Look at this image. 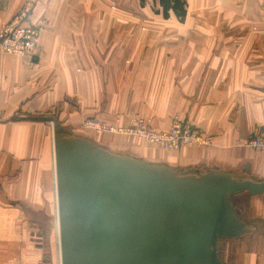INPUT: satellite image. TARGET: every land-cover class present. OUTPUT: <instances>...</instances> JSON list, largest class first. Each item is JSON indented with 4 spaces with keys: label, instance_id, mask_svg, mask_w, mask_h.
Instances as JSON below:
<instances>
[{
    "label": "crops",
    "instance_id": "0c3cea01",
    "mask_svg": "<svg viewBox=\"0 0 264 264\" xmlns=\"http://www.w3.org/2000/svg\"><path fill=\"white\" fill-rule=\"evenodd\" d=\"M27 1L41 31L36 58L0 49V264H44L40 224L28 216L41 212L50 184L55 201L54 122L177 173L264 182V152L247 147L264 135V0H186L184 21L156 13L159 0H0V28ZM133 116L162 132L179 120L212 145L165 150L83 126L127 127ZM236 198L252 229L236 240L246 249L236 263L264 264V194Z\"/></svg>",
    "mask_w": 264,
    "mask_h": 264
},
{
    "label": "water",
    "instance_id": "95a60500",
    "mask_svg": "<svg viewBox=\"0 0 264 264\" xmlns=\"http://www.w3.org/2000/svg\"><path fill=\"white\" fill-rule=\"evenodd\" d=\"M53 149L61 264H227L219 241L252 232L231 198L264 194V182L218 170L177 173L55 122Z\"/></svg>",
    "mask_w": 264,
    "mask_h": 264
},
{
    "label": "built area",
    "instance_id": "2783aa9c",
    "mask_svg": "<svg viewBox=\"0 0 264 264\" xmlns=\"http://www.w3.org/2000/svg\"><path fill=\"white\" fill-rule=\"evenodd\" d=\"M34 3L27 1L21 10L0 28V49L3 53L26 60L36 58L41 45V31L31 22ZM86 129L109 135L136 137L147 144L165 150H179L188 145H212L191 125L174 120L168 131H157L144 119L133 116L127 127L110 125L96 119L84 121ZM247 147L264 152V135L255 136L247 142Z\"/></svg>",
    "mask_w": 264,
    "mask_h": 264
},
{
    "label": "rangeland",
    "instance_id": "374dc122",
    "mask_svg": "<svg viewBox=\"0 0 264 264\" xmlns=\"http://www.w3.org/2000/svg\"><path fill=\"white\" fill-rule=\"evenodd\" d=\"M53 124V123H52ZM62 131V130H61ZM66 134H71L69 132L62 131ZM73 135V134H71ZM54 164V161H53ZM55 187V182H54ZM55 191V188H54ZM46 196L44 197L41 202V212L39 214L30 213L28 216V220L35 225L40 224V228L36 230L37 236L40 239V244L45 243L46 248V255H49L50 260L53 264H59V238L57 234V204L56 201V194H55V201H54V194L52 192V186L46 192ZM233 203L239 206L238 199L236 196H233L232 199ZM56 204V209H55ZM56 210V211H55ZM38 228V227H37ZM220 240L218 243V255L223 262H226V259H230L229 262L231 264H237L236 261L242 258V254L246 251L245 247L240 244V242L233 240ZM227 244H231L227 246ZM47 257V256H46ZM229 257V258H228ZM227 264H229L227 262Z\"/></svg>",
    "mask_w": 264,
    "mask_h": 264
},
{
    "label": "trees",
    "instance_id": "16d2710c",
    "mask_svg": "<svg viewBox=\"0 0 264 264\" xmlns=\"http://www.w3.org/2000/svg\"><path fill=\"white\" fill-rule=\"evenodd\" d=\"M158 5L159 9H156V13L161 12L165 19H168L171 13L174 14L180 21H184L187 16L188 4L186 0H159ZM234 207L236 208L235 205ZM46 258L50 259L49 255H47Z\"/></svg>",
    "mask_w": 264,
    "mask_h": 264
},
{
    "label": "bare ground",
    "instance_id": "6f19581e",
    "mask_svg": "<svg viewBox=\"0 0 264 264\" xmlns=\"http://www.w3.org/2000/svg\"><path fill=\"white\" fill-rule=\"evenodd\" d=\"M54 182H55V194H56V181H55V176H54ZM56 204H57V194H56ZM56 220H57V234H58V238H59L58 209H57V218H56ZM59 264H61V258H60V243H59Z\"/></svg>",
    "mask_w": 264,
    "mask_h": 264
}]
</instances>
